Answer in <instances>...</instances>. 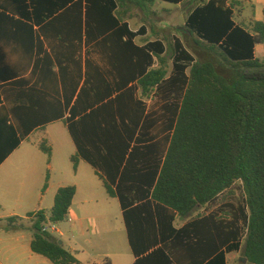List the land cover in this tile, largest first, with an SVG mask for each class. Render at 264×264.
Segmentation results:
<instances>
[{"label":"crops","instance_id":"0c3cea01","mask_svg":"<svg viewBox=\"0 0 264 264\" xmlns=\"http://www.w3.org/2000/svg\"><path fill=\"white\" fill-rule=\"evenodd\" d=\"M113 1L116 7L106 18L118 25L100 35L98 20H89L87 27L85 2L79 15L70 10L79 0H0V219H27L30 213L49 212L59 189L74 186L68 216L52 234L80 264H105L106 260L111 264H249L242 251L243 209L223 206L218 200L197 207L187 217L151 198L149 205L145 200L135 204L130 221L133 242L139 251L152 245L134 252L120 198L110 196L104 185V179L110 181L105 168L120 166L113 185L116 192L120 184L123 197L143 198L144 180L152 177L160 163L158 142L173 132L164 130L176 117L169 106L182 100L166 86H157L150 96L142 95L138 82L143 53L137 48L163 43L171 59L168 80L174 72V42L179 39L192 53L185 26L202 4L196 0H155L152 6L142 0ZM211 1L216 8L231 9L237 24L264 20V0H241L235 8L232 0L206 3ZM184 8L189 10L177 33L161 35L158 29H169L168 25L150 29L145 23L146 16L157 15L158 9L183 14ZM126 26L135 33L136 48L125 45L127 34L122 39L114 34ZM149 54L156 67L157 58ZM255 57L264 60V44L255 46ZM42 144L51 150L50 155ZM135 147V158L129 159ZM122 152L126 153L121 162ZM78 154L75 169L72 158ZM234 222L242 238L224 245L223 235ZM32 241L28 228L0 229V264H53L32 251ZM237 242L238 250L227 251Z\"/></svg>","mask_w":264,"mask_h":264},{"label":"trees","instance_id":"16d2710c","mask_svg":"<svg viewBox=\"0 0 264 264\" xmlns=\"http://www.w3.org/2000/svg\"><path fill=\"white\" fill-rule=\"evenodd\" d=\"M142 1L151 6L155 2ZM196 1L202 5L192 12L185 26L186 36L192 42V53L179 39L174 42V72L168 80L169 58L163 43L155 41L148 44L146 49L149 51L137 48L143 53L138 82L142 95L150 96L157 86H166L177 98L182 97L180 103L176 101L169 106L176 117L169 120L164 130L173 129V132L158 142L160 163L152 177L144 180V185H147L145 194L140 195L143 198L130 200L122 196L120 184L117 185L118 192L113 189L120 166L105 168L110 181L104 179V185L110 196L120 198L131 246L139 254L152 243L139 251L133 242L130 221L137 209L135 204L145 200V205H149L152 199L159 206L171 208L179 216L187 217L199 206L215 204L219 197L240 182L245 193L242 206L246 225L243 255L249 264H264V61L255 57V46L264 44V20L248 25L237 24L231 9L216 8L213 1ZM84 2L87 27L89 20H98L97 31L104 35L118 25V21L108 23L106 18L112 16L116 7L113 0H79L70 10L81 15ZM241 4V0L231 1L233 8ZM114 34L121 39L127 34L125 45L136 48L132 42L135 33L130 32L127 26L116 29ZM149 52L157 58L156 67H153L154 60ZM70 132L76 139L73 125H70ZM96 137L99 138L97 134ZM119 142L123 144L121 139ZM77 145L81 152V145ZM41 148L51 154L45 145L42 144ZM136 150L137 147L129 159L135 158ZM125 153L120 156L121 162ZM78 159L79 154L72 158L75 169ZM75 194L74 186L62 187L49 212L42 210L28 214V225L24 218L0 219V229L11 232L28 228L33 233L31 249L34 253L53 264H80L75 255L59 243V238L43 230L47 224L66 220ZM223 226L225 228V222ZM228 226L232 228L223 235L224 245L242 238L240 226L235 222ZM239 248L240 242H237L228 246L227 251ZM105 264L111 262L106 260Z\"/></svg>","mask_w":264,"mask_h":264},{"label":"rangeland","instance_id":"374dc122","mask_svg":"<svg viewBox=\"0 0 264 264\" xmlns=\"http://www.w3.org/2000/svg\"><path fill=\"white\" fill-rule=\"evenodd\" d=\"M163 4H164V6H172L169 3H163ZM189 5L190 4L185 6V8L188 7ZM189 9H192V7H190ZM188 10L185 9L183 14H181L182 12L180 13L179 11H175V12L171 11V12L165 13V12H162L161 9H158L157 15L146 16L145 23L150 29L152 27L153 28H162V27H166V25H168V27H170L169 29H166V30L158 29V31L161 35H170L172 32L177 33L176 27L179 25H182L184 23V21L187 17ZM236 19L239 22H241L240 16H237ZM162 21H163V23H162ZM158 22L161 23L160 27L157 26ZM170 66H171V59L169 58V70H170ZM218 202L219 203L222 202L223 206H226L227 204H233L235 206L239 205L240 207L244 206L245 193L243 190L242 183H240V182L236 183L228 192L224 193L221 197H219ZM26 221L28 224H30L29 219H27Z\"/></svg>","mask_w":264,"mask_h":264},{"label":"built area","instance_id":"2783aa9c","mask_svg":"<svg viewBox=\"0 0 264 264\" xmlns=\"http://www.w3.org/2000/svg\"><path fill=\"white\" fill-rule=\"evenodd\" d=\"M56 224H47L43 229L45 232L52 233L55 230Z\"/></svg>","mask_w":264,"mask_h":264},{"label":"water","instance_id":"95a60500","mask_svg":"<svg viewBox=\"0 0 264 264\" xmlns=\"http://www.w3.org/2000/svg\"><path fill=\"white\" fill-rule=\"evenodd\" d=\"M59 243H62L61 241H59Z\"/></svg>","mask_w":264,"mask_h":264}]
</instances>
